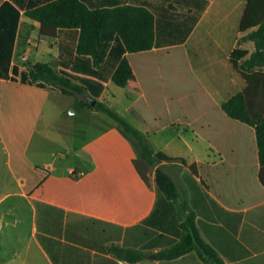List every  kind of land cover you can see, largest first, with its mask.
Returning <instances> with one entry per match:
<instances>
[{"label": "crops", "instance_id": "1", "mask_svg": "<svg viewBox=\"0 0 264 264\" xmlns=\"http://www.w3.org/2000/svg\"><path fill=\"white\" fill-rule=\"evenodd\" d=\"M134 1L153 8L160 2ZM247 2L211 0L185 41L126 51L127 83L109 79L96 98L142 130L157 151L177 158L165 168L181 188L178 201L160 189L118 121L76 105L77 97L94 98L88 92L0 75V264H212L197 249L157 257L181 238L183 201L224 264H264L256 129L222 107L248 85L231 61L237 46L255 48L252 40L239 42ZM40 27L22 13L11 60L18 74L37 61L59 70L57 37ZM260 72L257 107L264 105V67ZM115 246L145 256L132 261L116 255Z\"/></svg>", "mask_w": 264, "mask_h": 264}, {"label": "trees", "instance_id": "2", "mask_svg": "<svg viewBox=\"0 0 264 264\" xmlns=\"http://www.w3.org/2000/svg\"><path fill=\"white\" fill-rule=\"evenodd\" d=\"M211 0H160L159 8L149 2L131 0H0V75L63 93L88 92L99 98L109 79L123 86L131 73L126 51H137L163 45L164 39L185 41ZM152 7V8H150ZM22 13L41 23L44 36L57 37L59 70L47 62L37 61L21 70L11 64L16 30ZM240 30L246 32L239 42L254 41L250 53L237 46L231 61L244 75L247 87L222 102L232 117L253 125L256 129L260 179L264 184V105L255 106L256 84L264 67V0H248ZM158 39V41H157ZM169 42V41H168ZM249 53V54H248ZM9 69L12 70L10 75ZM257 69V70H256ZM97 108L112 116L131 135L140 157L154 171L160 189L170 199L178 201L181 188L165 168L176 160L157 151L147 135L102 101L90 104L77 97L76 105ZM191 168L196 172V165ZM182 235L179 241L157 252L159 258H175L192 249L212 264H224L216 251L201 236L195 214L186 202H180ZM120 257L136 261L145 256L133 248L114 247Z\"/></svg>", "mask_w": 264, "mask_h": 264}, {"label": "water", "instance_id": "3", "mask_svg": "<svg viewBox=\"0 0 264 264\" xmlns=\"http://www.w3.org/2000/svg\"><path fill=\"white\" fill-rule=\"evenodd\" d=\"M88 102L90 103V104H96V98H90V99H88Z\"/></svg>", "mask_w": 264, "mask_h": 264}, {"label": "rangeland", "instance_id": "4", "mask_svg": "<svg viewBox=\"0 0 264 264\" xmlns=\"http://www.w3.org/2000/svg\"><path fill=\"white\" fill-rule=\"evenodd\" d=\"M31 60H33V57L31 58ZM71 110V109H70ZM21 262H19V264H20ZM12 264H14V262H12Z\"/></svg>", "mask_w": 264, "mask_h": 264}, {"label": "built area", "instance_id": "5", "mask_svg": "<svg viewBox=\"0 0 264 264\" xmlns=\"http://www.w3.org/2000/svg\"><path fill=\"white\" fill-rule=\"evenodd\" d=\"M81 173H83V172H81Z\"/></svg>", "mask_w": 264, "mask_h": 264}]
</instances>
